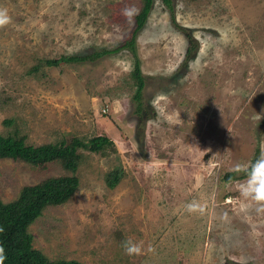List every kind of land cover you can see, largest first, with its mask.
Segmentation results:
<instances>
[{"label": "rangeland", "instance_id": "374dc122", "mask_svg": "<svg viewBox=\"0 0 264 264\" xmlns=\"http://www.w3.org/2000/svg\"><path fill=\"white\" fill-rule=\"evenodd\" d=\"M170 1L155 0L137 38L146 87L136 101L128 50L29 72L40 60L123 44L141 0H0L11 17L0 28V134L19 130L36 147L113 142L100 154L80 150L78 192L31 227L34 247L53 261L264 264V206L240 196L245 178L226 181L264 150V0ZM184 31L198 46L187 68ZM160 93L179 123L151 106ZM118 168L124 178L111 189L105 179ZM64 175L55 163L0 160V198ZM193 200L203 214L187 212ZM127 239L155 253L128 256Z\"/></svg>", "mask_w": 264, "mask_h": 264}, {"label": "trees", "instance_id": "16d2710c", "mask_svg": "<svg viewBox=\"0 0 264 264\" xmlns=\"http://www.w3.org/2000/svg\"><path fill=\"white\" fill-rule=\"evenodd\" d=\"M164 4L171 9V1L163 0ZM155 0H141V9L134 16L135 27L130 37L113 49H103L100 52H94L86 55H62L55 59L40 60L29 73H37L44 67H59L61 65L79 64L85 62H94L97 58L113 55L123 50H128L134 56V70L132 78L135 81L136 101H141L146 87V80L141 70V62L137 55V38L145 29L150 18ZM174 21V18H173ZM187 31H184L186 33ZM190 42L183 68L188 64L195 54L198 46L193 40V36L186 33ZM5 124L12 125L11 121ZM113 144L107 136H98L88 141L75 138L70 144L66 142L49 143L38 147L27 143V136H20V131L15 130L8 135L0 134V160H13L15 162H24L34 168L45 169L52 163L59 164L71 175L59 177H50L42 182L25 186L20 191L18 197L5 203L0 198V226L5 228V232L0 234V243L5 247L7 259L5 264H86L76 260H57L49 259L41 250L34 247V236L31 227L44 215L45 211L51 207L63 206L68 204L78 192L81 181L77 172L82 164L80 150L92 153H104L109 146ZM257 155L253 162L259 157ZM124 178L121 168L112 170L106 176V184L109 188H116ZM246 178L245 174L236 178L235 173H230L226 181L232 182L237 179Z\"/></svg>", "mask_w": 264, "mask_h": 264}, {"label": "clouds", "instance_id": "9594fccd", "mask_svg": "<svg viewBox=\"0 0 264 264\" xmlns=\"http://www.w3.org/2000/svg\"><path fill=\"white\" fill-rule=\"evenodd\" d=\"M11 23V17L8 15L6 9H0V28H3ZM171 103L169 97L160 93L157 94L152 102L151 106L156 111L157 115L165 122L172 123L173 116L176 117V122L179 123L180 114L170 113L167 111V106ZM234 171L237 173H244L245 179L239 185L240 196L249 202L256 203L264 206V150L261 151L259 157L250 164H236ZM205 205L193 200L188 203L185 208L189 213L203 214L205 211ZM5 232V228L0 226V234ZM123 249L128 256H141L147 253H155V248L149 245L145 250L143 247V241L135 242L132 239H127L123 242ZM7 259L5 247L0 243V264H5Z\"/></svg>", "mask_w": 264, "mask_h": 264}]
</instances>
